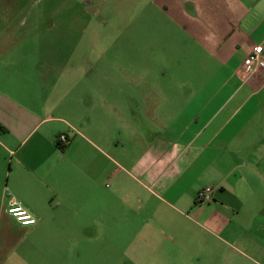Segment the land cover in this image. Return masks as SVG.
Here are the masks:
<instances>
[{"label": "crops", "instance_id": "1", "mask_svg": "<svg viewBox=\"0 0 264 264\" xmlns=\"http://www.w3.org/2000/svg\"><path fill=\"white\" fill-rule=\"evenodd\" d=\"M139 13L141 57L86 72L77 88L93 95L88 119L67 91L52 97L37 59L0 57V264H79L70 253L80 240L112 231L118 159L142 178L128 172L124 187L141 212L190 211L264 254V69H245L252 48H264V0H146ZM207 186L214 200L198 204ZM16 203L35 225L8 214Z\"/></svg>", "mask_w": 264, "mask_h": 264}, {"label": "rangeland", "instance_id": "2", "mask_svg": "<svg viewBox=\"0 0 264 264\" xmlns=\"http://www.w3.org/2000/svg\"><path fill=\"white\" fill-rule=\"evenodd\" d=\"M144 2L0 0V57L37 59L38 65H45L42 70L48 71L45 77L48 88L53 89L52 97L61 101L67 91L66 103L86 105L84 113L88 119L92 116L89 109L94 104L93 95L81 93L79 98L77 88L87 86L82 83L86 72L114 69L116 58L121 68L129 57H141L143 31L139 11ZM135 18L139 28L133 31L127 27ZM169 59L164 58L162 65L169 66ZM185 59V70H190L189 58ZM116 136L122 149L126 140L121 133ZM83 154V164L87 165L89 152ZM118 160V208L112 231L87 234L71 251L70 263L79 258V264H257L249 258L253 257L264 264V254L253 255L190 211L183 209L189 220L160 203L148 207L155 214L141 212L139 203L129 200L124 187L131 183L126 177L128 172L140 181L142 178ZM103 184L109 188L115 183L107 180ZM138 196L146 197L141 191Z\"/></svg>", "mask_w": 264, "mask_h": 264}, {"label": "built area", "instance_id": "3", "mask_svg": "<svg viewBox=\"0 0 264 264\" xmlns=\"http://www.w3.org/2000/svg\"><path fill=\"white\" fill-rule=\"evenodd\" d=\"M264 69V48L262 45L254 46L251 52L248 55L246 61V71L248 73H253L257 69ZM57 142L60 144H68L70 139L67 135L61 134L57 138ZM214 188L211 186L204 187L201 189L197 195V203L198 204H209L214 200ZM10 208H16L18 213H12L9 211ZM8 214L21 226L29 227L33 226L37 223V220L34 216L20 203L13 204L8 208ZM27 221H34V223H30Z\"/></svg>", "mask_w": 264, "mask_h": 264}, {"label": "clouds", "instance_id": "4", "mask_svg": "<svg viewBox=\"0 0 264 264\" xmlns=\"http://www.w3.org/2000/svg\"><path fill=\"white\" fill-rule=\"evenodd\" d=\"M9 211L12 213H18V210L16 208H10ZM27 222L34 223V221H27Z\"/></svg>", "mask_w": 264, "mask_h": 264}, {"label": "trees", "instance_id": "5", "mask_svg": "<svg viewBox=\"0 0 264 264\" xmlns=\"http://www.w3.org/2000/svg\"><path fill=\"white\" fill-rule=\"evenodd\" d=\"M57 144L62 148V149H66V145H61L59 142H57Z\"/></svg>", "mask_w": 264, "mask_h": 264}]
</instances>
